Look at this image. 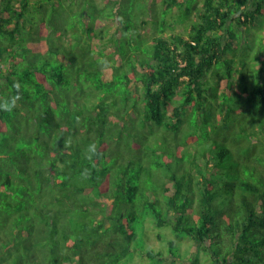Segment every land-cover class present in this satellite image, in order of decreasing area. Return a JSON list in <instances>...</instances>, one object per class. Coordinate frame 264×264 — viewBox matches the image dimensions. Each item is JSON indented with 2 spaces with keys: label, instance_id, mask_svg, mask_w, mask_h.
Instances as JSON below:
<instances>
[{
  "label": "trees",
  "instance_id": "obj_1",
  "mask_svg": "<svg viewBox=\"0 0 264 264\" xmlns=\"http://www.w3.org/2000/svg\"><path fill=\"white\" fill-rule=\"evenodd\" d=\"M197 3L0 0V264H119L145 212L264 264V0Z\"/></svg>",
  "mask_w": 264,
  "mask_h": 264
},
{
  "label": "rangeland",
  "instance_id": "obj_2",
  "mask_svg": "<svg viewBox=\"0 0 264 264\" xmlns=\"http://www.w3.org/2000/svg\"><path fill=\"white\" fill-rule=\"evenodd\" d=\"M189 1L191 4L192 0ZM196 1L200 5V0ZM182 26L183 22L176 20L175 28L180 29ZM238 34L240 42L258 54L264 44V16L258 15L254 23L245 28V32ZM143 216L142 232L136 235L130 253L119 264H192L194 260L196 264H212L209 252L197 248L188 237L174 233L170 226L157 227L150 212H145ZM140 230L139 227L137 231ZM150 250L156 253V257L144 255ZM162 256L166 261L161 259Z\"/></svg>",
  "mask_w": 264,
  "mask_h": 264
}]
</instances>
